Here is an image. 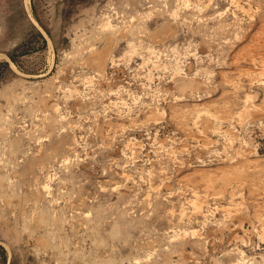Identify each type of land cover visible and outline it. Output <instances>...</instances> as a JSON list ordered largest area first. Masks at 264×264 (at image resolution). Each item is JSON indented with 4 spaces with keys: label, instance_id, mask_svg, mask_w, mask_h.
<instances>
[{
    "label": "rangeland",
    "instance_id": "obj_1",
    "mask_svg": "<svg viewBox=\"0 0 264 264\" xmlns=\"http://www.w3.org/2000/svg\"><path fill=\"white\" fill-rule=\"evenodd\" d=\"M0 264H264V0H0Z\"/></svg>",
    "mask_w": 264,
    "mask_h": 264
},
{
    "label": "bare ground",
    "instance_id": "obj_2",
    "mask_svg": "<svg viewBox=\"0 0 264 264\" xmlns=\"http://www.w3.org/2000/svg\"><path fill=\"white\" fill-rule=\"evenodd\" d=\"M28 2V1H27Z\"/></svg>",
    "mask_w": 264,
    "mask_h": 264
}]
</instances>
